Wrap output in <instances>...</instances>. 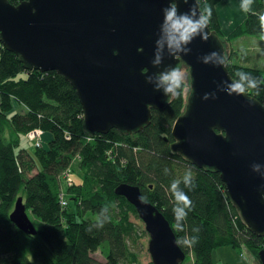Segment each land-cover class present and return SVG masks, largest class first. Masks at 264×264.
<instances>
[{
    "label": "trees",
    "instance_id": "1",
    "mask_svg": "<svg viewBox=\"0 0 264 264\" xmlns=\"http://www.w3.org/2000/svg\"><path fill=\"white\" fill-rule=\"evenodd\" d=\"M9 1L17 4L19 0ZM219 1L198 0V4L201 11L205 3L211 6L209 26L222 36L215 7ZM259 33H264V0H253L244 20L228 37ZM246 60L245 56L242 63L227 60L226 66L246 93L264 105V72L246 65ZM21 74L24 77H18ZM252 80L255 88L249 85ZM182 87L181 83L172 92L163 110H151L150 123L141 131L123 133L112 128L92 135L84 129L82 106L72 85L55 71L27 69L0 41V264H136L126 242L138 236L129 219L136 211L115 194L121 182L138 185L143 199L168 219L186 253L181 264L190 261V253L191 264H215L214 249L231 247L242 253L241 245L261 264L257 253L264 249V235H255L246 227L219 173L197 168L170 149L174 141L171 127L184 106ZM21 106L25 108L18 111ZM33 129L50 135L47 147L34 145L28 150L20 146L21 136ZM74 160L77 182L66 187L67 205L62 207L61 174L73 168ZM180 168L191 170V189L184 186ZM173 180L181 181L180 189L192 201L186 219L180 221L182 231L173 214V207L180 206L170 192ZM19 196L40 223L34 235L9 219ZM186 237L197 240L188 245L183 243ZM98 249L105 263L91 256Z\"/></svg>",
    "mask_w": 264,
    "mask_h": 264
},
{
    "label": "water",
    "instance_id": "2",
    "mask_svg": "<svg viewBox=\"0 0 264 264\" xmlns=\"http://www.w3.org/2000/svg\"><path fill=\"white\" fill-rule=\"evenodd\" d=\"M170 2L0 0V41L27 69L55 71L72 85L82 106L84 129L92 135L112 128L141 131L150 123L151 110H163L172 95L165 93L161 76L185 64L189 93L171 127L170 149L197 168L218 172L246 227L263 236L264 105L246 91H230L237 82L226 66L224 41L209 24L204 29L207 41L197 35L179 51L169 47L162 9ZM194 4L198 18V0H177L179 12ZM185 48L191 51L185 54ZM253 165L260 167L253 171ZM114 192L132 204L142 220L151 262L181 264L186 253L168 219L143 199L140 187L121 182ZM9 219L23 232L36 234L21 196ZM257 255L264 264V249Z\"/></svg>",
    "mask_w": 264,
    "mask_h": 264
},
{
    "label": "clouds",
    "instance_id": "3",
    "mask_svg": "<svg viewBox=\"0 0 264 264\" xmlns=\"http://www.w3.org/2000/svg\"><path fill=\"white\" fill-rule=\"evenodd\" d=\"M183 3H188V0H182ZM253 0H242L241 8L247 12L250 10ZM34 11V10H33ZM163 12V31L167 40L169 47H174L176 50H181V45H186L191 43V41L197 36H201V40L207 41L209 38V33L205 32L204 29L207 28L210 23L212 16V8L210 5L205 3L204 8L200 11V15L197 16V6L190 7L187 12H179L177 7V0H171L169 6L162 9ZM159 43V42H158ZM185 54L189 53L191 49H183ZM212 56H216L217 53L213 52ZM157 58V62H158ZM208 57L204 58V63H207ZM223 58H221L218 63H222ZM236 75L240 76L241 79H245V74L242 72H237ZM183 76L179 68H172L167 73L161 76L163 83L167 85L164 89L165 93H172L176 89L180 88ZM249 85L252 88L256 87V81H249ZM230 91H234L238 94L245 91L244 85L242 83H234L230 86ZM205 99H207V94H205ZM259 165H253V171L259 169ZM166 171V170H165ZM184 186L191 189L193 186V174L191 170H188L183 176ZM181 181L173 180L170 185V192L174 197V200L180 206L173 207V214L176 221V227L178 230H183V225L180 224L181 220H185L188 214L187 210L192 207V201L187 193L180 189ZM193 231H197L194 229ZM196 237L185 238L183 243L191 245L196 242Z\"/></svg>",
    "mask_w": 264,
    "mask_h": 264
},
{
    "label": "rangeland",
    "instance_id": "4",
    "mask_svg": "<svg viewBox=\"0 0 264 264\" xmlns=\"http://www.w3.org/2000/svg\"><path fill=\"white\" fill-rule=\"evenodd\" d=\"M219 22V21H218ZM220 27V24H219ZM256 35H260L259 37H261L263 40L260 42L261 45H263L264 48V33H259ZM254 35H247V34H240L237 36H234L232 38L228 37V40H231L233 38H235V40L237 39V41L239 39H246L247 37H252ZM223 41H224V48H225V56H226V62L227 60H229V62L231 63H242V59L245 56L246 57V62H248V55L246 52H244L242 49H240V47H236V46H232L227 45L228 41L226 39V37L219 36ZM234 40V39H233ZM246 41V40H244ZM250 51H255L257 52V49H252V50H248L247 52ZM264 54V51L262 52ZM260 59H262V61L259 62V64L263 65L264 64V55H260ZM250 62V61H249ZM177 68L180 69L181 74L183 76V79L181 81L183 87H182V94H183V98H184V103L186 102L187 99V95L189 93V73H188V67L185 64H180ZM18 77H24V74L19 75ZM15 105V103H14ZM16 108V106H15ZM25 108V107H24ZM23 106H21L20 108H18V111H22V109H24ZM90 137H86V140H89ZM48 142L49 140H43L41 138V141H39V143L41 144V146L43 147H47L48 146ZM34 142H32L31 140L27 139L25 136H21V144L20 146L22 148H26L28 150H33L34 149ZM76 160H74L72 162V166L73 168H71V166L66 169L65 171L62 172L61 174V179H62V191L65 194V189L66 187H70L73 185L74 180L76 181L78 178V169L75 166L76 165ZM188 168V167H187ZM74 172H73V170ZM188 170L185 168H180L178 169V174L179 176H184L185 173ZM77 182V181H76ZM79 182V180H78ZM27 214L30 218V220L33 222V225L35 226V228H39L40 227V223L38 222V219H36V217H34L30 211H27ZM130 221L132 223H134L135 225V229L137 230L138 236L134 237V238H128L127 239V244L128 247L130 248L131 251L134 252L135 254V258H136V264H148L149 262H151V257L150 254L148 252V240H149V235L146 232V230L144 229V224L142 222V220L138 217L137 213L133 214L130 213ZM227 251V252H225ZM240 251L242 253H238L236 252V249L234 248H229V247H217L216 249H214L212 251L213 257H214V261L215 264H245L243 257H245L248 261V264H256V260L254 258V256L251 254L252 252L245 246V245H241ZM91 256L101 262V263H105L106 259L104 257V255L101 253V251L98 249L95 252L91 253ZM190 256V261L186 262L185 264H191L192 263V254H189ZM246 261V260H245Z\"/></svg>",
    "mask_w": 264,
    "mask_h": 264
},
{
    "label": "crops",
    "instance_id": "5",
    "mask_svg": "<svg viewBox=\"0 0 264 264\" xmlns=\"http://www.w3.org/2000/svg\"><path fill=\"white\" fill-rule=\"evenodd\" d=\"M242 0H220L216 4V14L220 24V31L223 37L229 36L232 31L244 20L247 12H245L241 8ZM260 35H254L252 37H247L246 39H237L233 38L226 41L227 45H232L236 47H240L244 52L248 55V62L245 64L254 68H258L264 72V64H259L262 59H260V55H264L262 52L264 51L263 45L260 42L263 40ZM246 40V41H244ZM257 49V52L248 50ZM250 61V62H249ZM17 108V104H13L15 109ZM41 138L43 140H49L50 135L46 132L41 133ZM227 252V251H225ZM213 255V254H212ZM214 258V257H213ZM244 262L247 263V259L243 257ZM246 260V261H245Z\"/></svg>",
    "mask_w": 264,
    "mask_h": 264
},
{
    "label": "built area",
    "instance_id": "6",
    "mask_svg": "<svg viewBox=\"0 0 264 264\" xmlns=\"http://www.w3.org/2000/svg\"><path fill=\"white\" fill-rule=\"evenodd\" d=\"M41 133L42 131L39 129H33L29 132L26 133L25 137L29 140H31L32 142H34L35 146H41V144L39 143V141H41ZM60 204L61 206H65L67 205V201L65 199V194L63 191L60 192Z\"/></svg>",
    "mask_w": 264,
    "mask_h": 264
}]
</instances>
